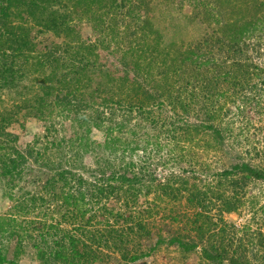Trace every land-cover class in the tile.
Returning a JSON list of instances; mask_svg holds the SVG:
<instances>
[{"label":"trees","instance_id":"16d2710c","mask_svg":"<svg viewBox=\"0 0 264 264\" xmlns=\"http://www.w3.org/2000/svg\"><path fill=\"white\" fill-rule=\"evenodd\" d=\"M12 2L4 0L0 6V87L17 89L34 65L49 73L42 79V97L24 95L21 106L16 103L17 107L0 110V180L14 190L24 184L20 204L0 216V264H20L26 255L37 264H107L114 254L136 263L164 243L184 253L200 248L203 258L214 264H247L245 255L226 244L225 229L219 233L215 229L223 219L216 218L214 210L220 216L236 212L237 196L216 197V190L200 189L186 170L159 175L157 167L167 166L165 158L180 157L177 145L185 140L195 143L207 132L217 140L223 138L225 128L216 127L214 120L231 112L228 106L240 94L237 90L249 93L242 96L243 102H260L253 92L256 82L264 84V65H256L248 53L264 51V25L253 28V21L234 22L226 33L214 31L196 45L182 43L173 52L170 43L160 45L159 32L139 9L145 0H131L130 10L122 16L115 9L124 8L126 0H59L57 8L52 0H20L26 16L47 14L42 22L34 18L41 27L34 35L28 25H13ZM84 4L83 15L89 14L88 20L102 26L95 43L83 41L73 21ZM257 6L258 1L251 4ZM205 12L208 21L215 18L212 10ZM261 20L264 23V13ZM48 33L65 37L64 46L52 42L40 52L39 34ZM111 33L112 40L119 41V60L136 59L134 65L125 66L120 83L114 80L117 93L109 82L92 83L102 69L89 63ZM229 83L234 96L232 91L222 92ZM23 107L43 123L44 134L20 148L18 135L9 128L25 116H20ZM164 124L174 145L166 155L157 156L163 148L158 129ZM100 125H106L103 144L91 138V126ZM68 129L73 130L71 135L61 136ZM145 146L152 148L150 153ZM139 152L145 155L136 161ZM234 175L260 180L264 170L238 163L221 173L224 178ZM6 197L16 200L13 193ZM143 202L148 206L143 207ZM173 203H186L198 211L186 221L185 229L165 225L163 231L154 232L150 221L162 205ZM28 213L35 218L23 217ZM180 217L176 213L170 219ZM103 222L102 228L95 226Z\"/></svg>","mask_w":264,"mask_h":264},{"label":"rangeland","instance_id":"374dc122","mask_svg":"<svg viewBox=\"0 0 264 264\" xmlns=\"http://www.w3.org/2000/svg\"><path fill=\"white\" fill-rule=\"evenodd\" d=\"M3 1L4 0H0V6ZM12 1L9 13L11 14L13 25L18 27H20V25H28L31 31H33L31 32L32 35H34L35 31H41L38 22H42V17L44 18L47 14L39 13L34 16L31 14H29L30 16H26V11L20 7V0ZM52 1L53 5L57 8V2L59 0ZM66 1H72L73 3L74 0ZM133 1L135 2L136 0ZM254 1H258L260 7H251ZM131 5V0H126L125 7L121 8V10L115 9V12L122 16V13L127 12L128 9L130 10ZM56 8L53 7V9ZM84 9L86 10L85 4L73 15V21L80 31L83 41L95 43L98 39L97 31L102 26L99 27L97 23L88 20L86 17H88L89 14L83 15ZM139 9L144 15H149L152 20L154 29L157 30L161 36L160 45L170 43L169 45L171 46L169 48L171 51L173 50V52H175L177 47L182 43L187 46L191 43L196 45L207 36L212 35L214 31L226 33L229 30L228 26L234 22L246 23L247 21H253V28L257 25L260 27L264 25V23L261 22V16L264 13V11H262L264 9V0H145V5L141 6ZM207 9L212 10L215 17L210 21L207 20L210 18V15L205 12ZM36 17L38 18V22L34 20ZM22 18L26 19L22 20ZM119 23H121L120 20ZM122 25L124 24H121V26ZM122 28L123 26L119 29L123 31ZM235 31L240 32L241 30ZM39 35V42H37L38 45L36 48H38L40 52L44 49L45 45L52 42L55 43L56 46H64L65 37L63 36L59 37L53 33ZM112 36L113 34L111 33L109 40H104V42L100 44L94 55L90 57L89 63L96 69H102V73L99 76L97 75L98 78L96 80H91L92 83L103 85L104 82H109V87L114 89L115 93H117V88H112L114 80H118V83H120L121 78L124 77L123 74L126 70L125 66L134 65L136 59L127 56L125 58V60L127 59L126 61H120L119 55H117L120 50L118 48L119 41L112 40ZM262 41H264V34ZM129 42L130 41H128L127 44H129ZM206 52L207 51H203L205 54ZM248 54L252 62L256 65L259 67L264 65V51L257 52V50L252 49ZM42 70L43 69L37 65H34L26 74L25 79L19 83L17 89H11L7 86L3 88L0 87V110H4L5 108L12 109L13 106L17 107L14 104L17 103L20 105V101H23V98L26 97H32L34 100L42 97V79L45 73H49L48 70L44 73ZM18 75V79L20 80V74ZM256 84L258 88H256L253 93H257L255 97L260 101L259 103H255L256 100L255 102H250L249 100H244L243 102L241 99L242 96L248 95L249 93L244 94L241 90H237L240 94L234 96V92L232 91L234 87L230 85V83L222 90L224 93L225 91H232L231 95L233 94L234 96V101L232 100V102H230V100H228L230 102L228 107L231 109V112L226 117H219L214 120L216 127L225 128V132H223L222 135L223 138L221 137L222 139L220 138V140H217L211 132H207L201 135L195 143L185 140L180 145H177L178 149L176 153L179 154L180 157H177L175 161L165 158L167 166L160 164L157 167L159 175L170 173V171L173 170L184 173L186 170L188 175L191 174V177H195V181H197L200 189H205L208 192H214L216 190V194L218 193L216 197H218L219 194L223 195V197L225 195V197L230 198L237 196L236 198L239 202H237L238 206L236 212H224L223 215L220 216L219 210H214L215 217L223 219V224L219 222L218 227H215V229L217 233H219L222 228L225 229L226 244L228 247L233 245L231 251L234 252L238 250L237 252L239 255H245L247 264H264V178L260 180H241V175L224 178L221 176V173L225 170H230L238 163H249L253 167L264 170V84H262L261 81L256 82ZM111 89H108L109 97H111ZM20 92H24L23 96H20ZM108 98H106V101ZM32 103L34 106H37V101H33ZM111 103L113 102H108V104ZM22 109V113L19 115L25 116H19V121H15L13 126L9 128V131L11 130L18 135L19 143L17 146L25 148L29 143H33L36 135L42 136L44 134V127L43 123L36 120L32 114H26L25 107ZM164 117L166 118V115H164ZM189 120L194 121L195 118ZM133 121L136 122V119ZM105 126L106 125H100L99 127L91 126V138L100 144L104 142ZM71 131L73 130H65L61 136L66 133V135H71ZM169 131L170 129L167 125L165 126V124L158 129V135L161 136L160 142L163 148L157 156L166 155L172 148V145H174L170 139L172 134L167 137V134L170 133ZM142 145L144 146L145 144L142 143ZM145 148L147 149V153H150V150H152V148L147 146H145L144 149ZM136 155L135 158L137 161L138 158L144 157L145 154L144 152H139V154ZM87 162H91V159L88 158ZM4 182L6 181L3 179L0 180V216L8 215L13 205L16 203L20 204V191L22 190L21 188L24 187L22 183L21 188L19 184V188L15 190L9 189L5 187ZM28 190L33 192L34 188ZM8 193H13L16 200H9L6 197ZM149 199H152V196H150ZM215 200L213 196V201ZM218 201L219 200H216L215 203L217 206L220 205ZM21 204L28 207L31 211V206L27 205L25 202ZM147 206L146 203L143 204V207ZM162 207L163 208L160 209V214H155L154 219L150 221L151 229L154 232L166 229L165 225L174 230H179L181 228L185 229L187 228L186 221L191 218L193 213L198 211L197 209H192L190 206L187 207L186 203H173L167 206L164 204ZM163 209H166V211ZM176 213H180L181 217L178 218L177 221L174 219L171 220L170 216L174 217ZM23 215H25L23 217L27 219L35 218L32 214L29 215V213ZM54 216L57 221L60 219L58 215L54 214ZM104 225H106V223L103 222L102 225L95 226L102 228ZM62 226L70 229L72 227L64 223ZM168 234L169 233L166 231L163 232L166 239L169 238ZM153 239L155 240V238ZM119 258L120 256L114 254V257L108 260L107 264H214L203 258L200 248L192 253H184L179 247L169 245L168 243L156 247L155 250L150 253V256L136 263H128ZM20 264H37V262H35L31 255H26L22 258Z\"/></svg>","mask_w":264,"mask_h":264}]
</instances>
